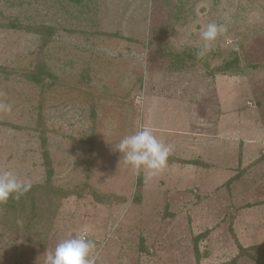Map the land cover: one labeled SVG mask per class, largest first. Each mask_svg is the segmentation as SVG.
Returning <instances> with one entry per match:
<instances>
[{"label":"rangeland","instance_id":"1","mask_svg":"<svg viewBox=\"0 0 264 264\" xmlns=\"http://www.w3.org/2000/svg\"><path fill=\"white\" fill-rule=\"evenodd\" d=\"M212 21L228 30L194 58ZM0 22L54 27L44 45L0 26V169L41 188L27 231L0 225V264H44L84 228L97 264H264V0H0ZM35 62L42 82L24 75ZM209 113L234 118L229 170L179 149ZM142 124L174 146L156 176L114 150Z\"/></svg>","mask_w":264,"mask_h":264},{"label":"clouds","instance_id":"2","mask_svg":"<svg viewBox=\"0 0 264 264\" xmlns=\"http://www.w3.org/2000/svg\"><path fill=\"white\" fill-rule=\"evenodd\" d=\"M226 24L209 22L200 32L202 46L195 53L197 59L204 58L212 51L213 43L227 32ZM3 93L0 92V96ZM135 104L143 103V95L137 94ZM12 105L0 101V113H11ZM122 153V160L139 174L147 170L150 175L162 173L168 164V158L174 151L172 144H166L155 134L151 126L140 125L139 130L124 136L114 147ZM33 185L31 181L22 179L11 169H0V205H6L9 199L19 201ZM90 230L84 228L68 238L60 240L52 251L44 254V264H97V243L90 238Z\"/></svg>","mask_w":264,"mask_h":264},{"label":"trees","instance_id":"3","mask_svg":"<svg viewBox=\"0 0 264 264\" xmlns=\"http://www.w3.org/2000/svg\"><path fill=\"white\" fill-rule=\"evenodd\" d=\"M0 26L15 27L19 29H24L28 32L37 33L42 37V42L44 45L48 43L49 39H51V36L53 35V32H54L53 26L42 25V24H37V23L23 25V24H20V22H17V24H14V23L3 24L2 22H0ZM109 35H113V34L110 33ZM193 53L194 52L192 51L191 54ZM173 56H175L176 62L174 64L176 66L181 62L182 59L184 61V58L186 57L188 58L187 60L191 58L190 53H188V55L186 56L183 53H178L177 55H173ZM193 56L195 58L196 55L194 54ZM35 63L36 64H33L31 68H27L24 75L31 81L42 82L44 80V76L47 75L48 72L46 69H44L45 68L44 63L42 64L39 62H35ZM237 64H238V58L236 57L234 60L230 62H226L223 66L219 67V72L226 74L228 73V70H230L232 67H235ZM44 153H45L44 162H45L46 167L48 168L47 169L48 180H46L47 182L43 184L42 186L45 187L44 189L45 191L49 190L50 193L55 194L56 192L54 188H52L53 186H52L51 179H50V176L53 173L52 169L50 168L51 162H50L48 153L46 151ZM139 181L141 183V178ZM39 188H40V185L34 184L32 189L25 196L21 197L19 201L9 199L6 205H0V225H2L3 227H7V228H10L11 226L12 227L15 226L19 228V223H18L19 220H24L25 226H24V229L21 230V232L27 231L28 228L32 226V222L34 220L33 218H35L34 215L37 212V203L40 201V198H41V195L38 196V192H40ZM200 235L195 236L196 252H198L197 242H198V237ZM258 247L261 249H264V243L260 244L259 246H256V248Z\"/></svg>","mask_w":264,"mask_h":264},{"label":"crops","instance_id":"4","mask_svg":"<svg viewBox=\"0 0 264 264\" xmlns=\"http://www.w3.org/2000/svg\"><path fill=\"white\" fill-rule=\"evenodd\" d=\"M215 116H217V114L212 116L209 113L206 116L207 118L205 117L207 127L205 125L204 128L206 131L205 133H202L203 135L198 136L200 140L197 141V143H190L189 140L191 138L189 137L184 139L185 142H183V146L179 149L185 150L184 153L189 155V157L186 158L187 161H185V163L188 161L194 162V160H202L209 162V164L213 163L214 165L219 163V165H222L227 169L233 167L229 161L233 160L234 148H236L234 138V118L227 120L228 122L222 120L218 122L217 118H214ZM214 178L217 177L214 176Z\"/></svg>","mask_w":264,"mask_h":264}]
</instances>
